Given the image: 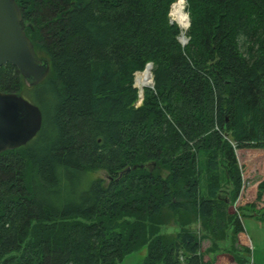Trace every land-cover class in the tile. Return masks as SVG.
<instances>
[{
  "label": "trees",
  "instance_id": "16d2710c",
  "mask_svg": "<svg viewBox=\"0 0 264 264\" xmlns=\"http://www.w3.org/2000/svg\"><path fill=\"white\" fill-rule=\"evenodd\" d=\"M15 1L50 69L29 91L39 132L0 152V264H116L142 248L141 264H207L204 237L242 232L247 215L219 192L221 167L234 198L240 188L231 141L264 147V0H185L184 46L175 0ZM148 62L136 107L133 73ZM24 85L0 67V91Z\"/></svg>",
  "mask_w": 264,
  "mask_h": 264
},
{
  "label": "rangeland",
  "instance_id": "374dc122",
  "mask_svg": "<svg viewBox=\"0 0 264 264\" xmlns=\"http://www.w3.org/2000/svg\"><path fill=\"white\" fill-rule=\"evenodd\" d=\"M184 6H186V3ZM134 73L133 86L135 87ZM24 84L27 91L21 90V95L31 103L39 105L34 94L29 93L30 86L25 82ZM134 105L136 107L140 106V104H137V101ZM231 143L234 146L240 178V188L237 196L234 198V189L228 179L225 178L224 169L221 167L218 171L219 176H221L219 192L229 198V202L227 203V212H229V214H236L238 216L241 210H243L247 215L241 216L242 232L233 235L232 229L228 227L226 228L227 235L225 237L213 236L217 240L215 241L216 245L212 243L211 238L204 237L201 241V252L205 254L203 260L207 262V264H213L215 262L216 264H240L238 256L244 255L242 250L248 249L250 260H252L253 263L258 264V261H261L264 264V222H261V218L257 219L251 216L255 213H261V215L264 216V190L260 188L261 183L264 182V147L245 146L242 148H235L234 142L231 141ZM207 159L208 157L204 152L199 153L198 177L200 180L199 189L201 194L206 193L209 183L207 179ZM97 175L103 176V172H98ZM175 229L176 227L173 225L163 226L162 233L170 234L175 231ZM209 249L212 251L207 252ZM145 254L146 249L142 248L127 255L122 262L116 264H141Z\"/></svg>",
  "mask_w": 264,
  "mask_h": 264
},
{
  "label": "water",
  "instance_id": "95a60500",
  "mask_svg": "<svg viewBox=\"0 0 264 264\" xmlns=\"http://www.w3.org/2000/svg\"><path fill=\"white\" fill-rule=\"evenodd\" d=\"M21 21L16 1L0 0V67L7 63L15 66L24 82L34 86L47 78L50 66L46 59L36 54ZM41 125L42 113L36 104L19 93L0 91V152L27 144L37 135ZM130 169L126 167L120 175Z\"/></svg>",
  "mask_w": 264,
  "mask_h": 264
},
{
  "label": "bare ground",
  "instance_id": "6f19581e",
  "mask_svg": "<svg viewBox=\"0 0 264 264\" xmlns=\"http://www.w3.org/2000/svg\"><path fill=\"white\" fill-rule=\"evenodd\" d=\"M185 2L184 0H176L172 4L170 16L173 21L177 22L182 29V34L180 36V41L183 45L186 44L187 38L185 36V31L189 26V17L185 12ZM151 71L149 67L145 68L143 71H139L136 74L135 85L139 89V94L142 91L143 87L151 83Z\"/></svg>",
  "mask_w": 264,
  "mask_h": 264
},
{
  "label": "built area",
  "instance_id": "2783aa9c",
  "mask_svg": "<svg viewBox=\"0 0 264 264\" xmlns=\"http://www.w3.org/2000/svg\"><path fill=\"white\" fill-rule=\"evenodd\" d=\"M149 67L150 71L152 69V63L148 62L146 65H145V68ZM137 72V71H136ZM136 72L134 73V85H135V77H136ZM151 83L149 85H146L144 87H150V88H153V80H152V72H151ZM136 87V86H135ZM143 87V89H144ZM143 89L142 91L140 92V94L138 93V99H137V104H141L142 102V99H143ZM248 264H253L252 260H250V262Z\"/></svg>",
  "mask_w": 264,
  "mask_h": 264
},
{
  "label": "crops",
  "instance_id": "0c3cea01",
  "mask_svg": "<svg viewBox=\"0 0 264 264\" xmlns=\"http://www.w3.org/2000/svg\"><path fill=\"white\" fill-rule=\"evenodd\" d=\"M252 217H254V218H257V219H260L261 220V222L263 223L264 222V216L263 215H261V213H258V214H254V215H251ZM242 220V219H241ZM146 249V248H145ZM213 264H216V262L215 263H213ZM253 264H256V263H253ZM258 264H263L261 261H258Z\"/></svg>",
  "mask_w": 264,
  "mask_h": 264
}]
</instances>
